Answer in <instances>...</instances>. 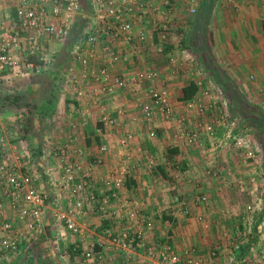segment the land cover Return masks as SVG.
Returning <instances> with one entry per match:
<instances>
[{"label":"crops","instance_id":"0c3cea01","mask_svg":"<svg viewBox=\"0 0 264 264\" xmlns=\"http://www.w3.org/2000/svg\"><path fill=\"white\" fill-rule=\"evenodd\" d=\"M163 24L168 25V31L165 53L161 54L156 46L163 42ZM139 28L153 31L156 38H138L130 44L108 41L106 44L121 55L111 71L132 79L139 70L155 68L160 73L155 82H135L113 95L92 96L99 85L94 71L76 64L77 85L87 93L78 98L70 84L71 58L57 57L58 50L55 62L45 65L50 66L49 71L34 78L33 97L31 90L24 92L18 86V93L30 100L27 107L19 106L22 112L18 117L25 122L15 117L0 123L6 129L14 160L52 196L34 258L27 260L35 243L24 240L22 252L4 264H78L83 246L104 239L103 231L92 228L103 229L111 220L101 216L94 204L80 219L82 234L72 233L52 218L55 210H65L69 202L68 194L51 183L60 173L53 146H60L75 134L78 140L73 155L83 169H91V180L98 182L114 168L126 167L125 182L117 190L119 196L138 201L152 223L144 227L146 246L107 251L101 264H146L149 248L162 242L174 245L183 256L182 264H188V255L200 264H264V218L247 211L251 203L259 208L263 203L264 208V194L259 195L264 187L263 170L259 166L258 181L253 183L254 170L244 167L243 156L231 150L224 139L231 126L244 133L247 146L259 149L256 145L264 144V0H174L171 8L162 0H151L150 9L137 20L136 31ZM98 52L99 63L108 60L103 48ZM171 54L177 57L178 67L170 61ZM53 68L57 69L54 75ZM199 69L204 70L207 87H198L192 98L181 99L183 87L197 83ZM16 77L15 73L8 80ZM151 86L169 90L175 117L166 119L160 112L146 117L142 113L138 104L148 101ZM205 89L217 92L227 107L228 119L226 124H216V136L201 133L197 142L189 143L178 134V118L194 130L199 120L209 122L213 115H219L218 108L212 115L200 114L193 102L201 99L209 105L211 97ZM104 110L116 118L114 125L99 120ZM133 117L138 120L133 121ZM129 132L134 137L123 147L120 140ZM104 142L109 146L105 151L100 148ZM260 147L264 157V147ZM94 160L100 163L92 165ZM101 189L109 188L102 185ZM201 195L207 200L197 202ZM183 200L188 202L190 213L181 212ZM4 207L3 218L13 217L9 205ZM52 239L61 246H52ZM75 244L81 246L79 251ZM37 252L43 260L36 258Z\"/></svg>","mask_w":264,"mask_h":264},{"label":"built area","instance_id":"2783aa9c","mask_svg":"<svg viewBox=\"0 0 264 264\" xmlns=\"http://www.w3.org/2000/svg\"><path fill=\"white\" fill-rule=\"evenodd\" d=\"M162 1L170 8L174 4V0ZM150 7L151 0H0V81L10 78L23 63L37 70L42 65L51 64L58 50L70 46L69 57L73 64L69 68L72 80L70 84L75 86L78 98L85 97L87 93L82 85H77L74 75L76 64L94 71L99 85L92 90V96L113 95L117 90H128L130 84L135 82H155L160 78V73L155 68L139 70L132 79L112 73L111 65L121 55L114 46L108 45L117 41L130 44L138 38L154 40L156 35L153 31L144 28L136 31L137 20L142 19ZM191 11L195 12L196 9L191 8ZM167 31L168 25L163 24V42L156 46L161 54L165 53ZM100 47L109 57L103 63L97 60ZM30 57H37L41 62L31 60ZM123 59H127V56ZM170 61L178 67L174 54L170 55ZM198 71L200 78L197 86L207 87L203 80L204 70ZM211 90L205 89V94L211 97L209 105H205L201 99H193V102L197 104L200 114L212 115V111L218 108L220 116L215 122L199 120L193 130L188 128L182 118L176 120L178 134L189 143L197 142L201 133L214 137L216 124L227 122V107L220 101L217 92ZM147 95L148 101L138 104L146 117L159 112L166 119L175 117L167 88L151 86ZM99 120L103 124L116 123V118L106 110ZM137 120V117H133V121ZM133 137L134 134L129 132L120 140L121 145L127 146ZM225 138L230 141L228 145L237 147H243L248 141L244 136H231L229 132ZM77 140L78 136L75 134L55 152L60 173L51 183L68 194L69 202L65 210H55L52 218L55 223L65 226L72 233L82 234L84 230L79 223L80 219L87 213L89 206L94 204L101 216L111 220L109 225L104 226V239L92 241L87 247L83 246L78 264H101L107 251L134 245L146 246L144 227L151 225V220L138 201L121 199L117 191L125 182L127 168L116 167L98 182H93L90 178L91 169H83L81 161L73 155ZM100 148L105 151L109 146L104 142ZM99 163V160H94L92 165ZM102 185L109 189H101ZM51 196V192L36 185V177L32 173L24 172L23 165L14 160L6 129L0 123V264L21 253L24 240L32 243L31 245L38 240L44 230V218L48 213ZM205 200L207 196L204 195L196 201ZM4 205H9L13 210V217L3 218ZM181 212L190 213L186 200H183ZM75 245L76 251H79L81 246ZM147 261L146 264H182L183 256L173 244L162 242L149 248ZM186 261L188 264H200L191 255L186 257Z\"/></svg>","mask_w":264,"mask_h":264},{"label":"rangeland","instance_id":"374dc122","mask_svg":"<svg viewBox=\"0 0 264 264\" xmlns=\"http://www.w3.org/2000/svg\"><path fill=\"white\" fill-rule=\"evenodd\" d=\"M54 57H56V56H54ZM38 62H41V61H38ZM54 62H55V58H54ZM49 67L50 66H48V68H47L44 65H42L40 67V69L37 70V69L29 68L26 64L23 63L21 65V67H19L18 70H16V76L17 77L14 78L13 81H9L10 79L9 80L8 79H5V80L0 81V120L3 121L4 119L9 118V121L8 122H10L11 120H14L15 117H16L15 120L19 119L18 120L19 122L25 120V119L22 120V119H20V117H18V115L20 114V112H22V110H19V105L16 104V103L11 102L10 99H6L5 98V95H8L9 94L12 97L13 96L15 97V95L23 96L22 94L18 93L19 87L24 88V90H25L24 92H28L29 90H31V88L33 86V80H34V78H37V79L38 78H41L37 74H43V73L49 71V69H50ZM56 70L57 69H54L53 68L52 75H54V72H56ZM37 79H35V80H37ZM36 93L40 94L37 91H36ZM31 94H32V97H33V90H31ZM35 97H36V95H35ZM22 99H23L22 100V103H25L27 105L30 103V100L28 98H25L23 96ZM218 105H220L219 104V101H218ZM25 107H27V106H25ZM219 116L220 115H213L211 121H214L215 122L218 119ZM23 122H25V121H23ZM10 124L12 125L13 123H10ZM11 125L8 124V127L11 126ZM228 131H229V134L231 136L237 135L239 137V135H240V136H244L245 137L244 133H242V132L241 133H239V132L237 133L236 131L232 130L231 126H230V128H228ZM28 139H30V137ZM224 139H225V142H227L228 144H230V141L227 138H224ZM27 145L30 146L29 142L27 143ZM232 145H228L229 148L231 150H235V151L239 152L243 156L242 161H243V163H246L247 164L244 167L250 168V170L251 169L254 170V171H251L252 172L251 179H252V182L253 183H256L258 181V177L260 175L259 174V171H260L259 166L262 167V170H263V172H262V176H263L262 177L263 178L262 180L263 181L262 182H263V186H264V157L262 155L263 152L260 150L261 149L260 146L262 145L264 147V144L261 143V144L256 145V146H258L259 149H257L255 146H247V144H244L243 147L242 146L237 147V146H232ZM28 146H27V148H29ZM58 147H59V145L58 146H56V145L53 146V151L56 152ZM249 152H251L250 155H249ZM176 167H177V165H176ZM260 180H261V176H260ZM262 190H263V192L259 193V195L260 194H264V187H263ZM202 196H204V195H201L199 198H201ZM262 207H263V203L260 205V208H259L258 205H257V207L256 206L254 207L253 204L251 203V205L248 206L247 211H250L253 214H259L262 217V219H263L264 218V208H262ZM90 228H92V227H90ZM94 229H95V231L101 232V231H103L104 228L102 229L100 226H98L97 228L96 227L95 228H92V230H94ZM39 242L40 241H38V242L36 241L35 244L33 245V249L32 250L30 249L31 251H29V253H28V255L30 257H28L27 260L31 259L32 257L34 258V255H35L34 251L36 250L35 248L37 247V245L39 244ZM51 245L52 246H58V247L61 246V244H58L57 241H55V239H52ZM51 245H49L48 247H50ZM48 247H46V248H48ZM75 253H77V252H75ZM37 254H38L37 257H36L37 259H39V258L42 257L39 252H37ZM39 260H43V259H39ZM58 260H63L64 261V258L58 257ZM64 262H66V261H64ZM38 263H40V264H43V263L44 264H47V261L46 262L45 261H41V262L38 261Z\"/></svg>","mask_w":264,"mask_h":264},{"label":"trees","instance_id":"16d2710c","mask_svg":"<svg viewBox=\"0 0 264 264\" xmlns=\"http://www.w3.org/2000/svg\"><path fill=\"white\" fill-rule=\"evenodd\" d=\"M69 49L70 46L68 47H62V49L60 50V52L57 54V57L59 55V58L62 56H69ZM29 59L31 60H36V61H41L39 60L37 57H30ZM198 86L195 82H191L190 84L186 85L183 87V95L181 97V99L187 100L192 98L196 92L198 91ZM4 95V94H3ZM5 95L6 99H10L11 102L18 104L19 106L24 105L25 103H22V98L23 96H19V95H15V97L13 96ZM26 106V104L24 105ZM53 106V105H52ZM30 118H27V120L29 121Z\"/></svg>","mask_w":264,"mask_h":264}]
</instances>
